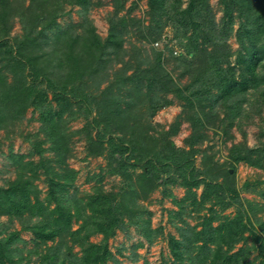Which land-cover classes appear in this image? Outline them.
I'll use <instances>...</instances> for the list:
<instances>
[{"label":"trees","instance_id":"obj_1","mask_svg":"<svg viewBox=\"0 0 264 264\" xmlns=\"http://www.w3.org/2000/svg\"><path fill=\"white\" fill-rule=\"evenodd\" d=\"M125 1H112L108 35L101 39L86 18L99 3L0 0V131L14 133L30 109L41 123L34 135L23 136L28 154L8 155L16 174L0 184V217L8 221L0 230V264H121L108 245L117 231L134 226L148 244L162 235L140 204L159 189L182 223L178 237L167 235L170 258L160 264H264V219L248 214L253 206L245 207L234 176L242 163L262 172L261 180L243 187L264 185V0H219L220 23L207 0H187L185 7L183 0H146V25L127 18L133 7L119 16ZM65 6L78 7L82 22L61 27ZM14 20L19 37H10ZM167 26L171 38L162 37ZM233 33L235 51L228 43ZM175 102L181 112L168 129L152 123ZM93 110L85 126L67 130ZM183 123L190 134L178 147L173 138ZM247 125L259 132L252 148L245 139L232 142V130L245 138ZM213 135L231 142L225 164L209 145ZM76 136L84 139L87 157L106 160L105 172L92 177L91 192L81 196L64 153ZM50 150L56 168L44 158ZM106 175L120 178L118 192L105 191ZM171 186L183 188L184 196L176 200ZM233 207V217L219 215ZM187 209L198 214L194 225L182 219ZM14 223L20 229L1 236ZM21 233L32 236V248L17 246L24 243ZM95 236L101 240L91 242ZM252 250L258 255L250 259ZM137 258L134 253L131 262Z\"/></svg>","mask_w":264,"mask_h":264},{"label":"rangeland","instance_id":"obj_2","mask_svg":"<svg viewBox=\"0 0 264 264\" xmlns=\"http://www.w3.org/2000/svg\"><path fill=\"white\" fill-rule=\"evenodd\" d=\"M93 3H99L98 7L91 9L86 18L91 20L93 25L96 28V33L99 35L101 39H104L108 35V20L112 17L113 13V0H91ZM183 7H185L187 0H183ZM209 6L211 7L215 22L220 23L223 18V7L220 4L219 0H207ZM27 3V2H26ZM133 7L132 11L129 13L127 18H134L144 20V25L148 22V16L146 14L148 7L146 0H126L124 2V8L119 16H123L127 14L129 8ZM79 8L78 7H69L65 6V12L68 13L64 17L58 19V23L63 28H68L70 25L81 23L82 19L79 16ZM239 21L236 20L234 24V31L237 29ZM21 26L18 20H14L11 30L10 37H19L21 35ZM174 34L173 29L167 26L163 29L162 37L171 38ZM131 41H134V38H131ZM130 42V39L128 40ZM231 50L235 51L239 48L236 43L234 33L229 38L228 41ZM156 45V46H155ZM125 47L129 48L127 42L125 43ZM145 49L149 52V44H145ZM153 47L157 49H162V43H153ZM176 51L177 49L174 48ZM107 84L103 82L101 84V89H103ZM97 94V92H95ZM94 109V108H93ZM181 108L178 103L175 102L173 106L164 108L156 113V115L152 119V123L158 126H162L165 129H168V126L174 122L175 118L180 114ZM95 110H93L87 117V120L83 116L78 117L75 121H72L68 124L67 130L74 131L79 130L85 123L91 121L94 117ZM264 116V114H263ZM32 118L33 120L28 123L27 119ZM25 119L22 123L18 124L15 129V132L9 135H6L4 131H0V184L4 182L6 179H13L16 171L13 167L9 165L8 155L10 151L14 154H28L31 151V147L28 142L23 139L25 134H35L38 131V128L41 126V123L37 120L38 114L33 115L31 113V109L28 110L25 114ZM257 119L255 118V121ZM245 131V138L242 137L239 131L236 129L232 130L234 135V139L232 142L239 143L245 139L248 147L252 148L259 144L258 140V129L255 126L247 125L243 127ZM94 135L95 132L93 131ZM190 134V129L188 124L183 123L180 128L178 134L173 138L174 143L178 147L183 146V140ZM39 137H43L42 133H40ZM264 140V139H263ZM208 144L205 143L202 149ZM212 146L213 152H215L216 160L220 164H225L227 159L228 148L231 145V142H224V139L220 135H213L212 140L209 143ZM49 144L45 145L47 148ZM64 153L67 154V165L69 168L74 169L77 172V177L74 182L75 189L78 191L79 195H84L86 193H90L92 190V177L97 175L102 171L106 170V160L104 157L98 158H90L87 157V153L85 150V142L83 138L79 136L74 137L68 146L64 147ZM44 158H48L52 161V165L54 168L57 167L54 160L56 157L54 153L50 150L46 154H44ZM34 161H38V157L33 158ZM197 165L199 163V157L197 156ZM102 174V173H101ZM235 180L237 183V188L239 191V195L245 204V207L248 208V205H252V209L248 208V214L251 217H261L264 219V185H251L248 188H244L243 184L245 181L253 182L262 179V172L249 168L244 164L240 163L236 165L235 169ZM39 188L44 192L46 190V183H44V177H42L41 181L38 182ZM102 185L104 186L105 191L107 192H118L121 187V180L117 176H105ZM170 190L174 197L177 199H181L184 196L185 190L179 186H171ZM73 190L71 189L70 192ZM201 190L197 191L199 195ZM43 196V195H42ZM140 204L145 207L148 211L151 212V227L154 229L160 228L162 235L156 238L152 244H148L146 240L139 234V231L134 226H128L126 232L117 231L114 238L108 241L109 250L112 254L121 262V264H133V255L137 254L139 258H137V264H144L147 262L148 264H160L164 260H168L170 258L168 245H167V235L171 234L175 237H178V232L176 228L182 223L179 218L176 217V213L179 211L175 204L168 197H163L160 189L153 192L149 199L146 201H140ZM236 213L235 207L228 209L224 213L219 214L220 216H228L233 217ZM204 214V213H203ZM198 214L193 213L189 209L183 211L182 219L190 225H194L197 220ZM127 221V220H126ZM6 217H0V230L5 228L8 224ZM76 228V226H73ZM19 226L14 223L9 228H6V232L1 236H5L8 231L19 230ZM22 237V238H21ZM20 238L23 239L24 243H19L17 246H24L27 249L33 247L32 244V236L29 233H21ZM101 240V236H95L91 238V242H99ZM138 243H142L143 247L134 250V246ZM54 245V243L49 244ZM252 245V241H248V247ZM239 247V246H237ZM73 253L76 255H80L79 249L77 247L73 248ZM258 252L256 250L251 251L250 259H253ZM34 260V258H32ZM108 264H114L109 262Z\"/></svg>","mask_w":264,"mask_h":264},{"label":"built area","instance_id":"obj_3","mask_svg":"<svg viewBox=\"0 0 264 264\" xmlns=\"http://www.w3.org/2000/svg\"><path fill=\"white\" fill-rule=\"evenodd\" d=\"M156 46V45H155ZM176 54V52H174Z\"/></svg>","mask_w":264,"mask_h":264},{"label":"clouds","instance_id":"obj_4","mask_svg":"<svg viewBox=\"0 0 264 264\" xmlns=\"http://www.w3.org/2000/svg\"><path fill=\"white\" fill-rule=\"evenodd\" d=\"M176 52V51H175ZM176 53H178V52H176ZM175 54V53H174Z\"/></svg>","mask_w":264,"mask_h":264}]
</instances>
